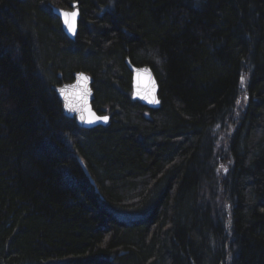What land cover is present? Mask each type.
Here are the masks:
<instances>
[{
    "label": "trees",
    "instance_id": "obj_1",
    "mask_svg": "<svg viewBox=\"0 0 264 264\" xmlns=\"http://www.w3.org/2000/svg\"><path fill=\"white\" fill-rule=\"evenodd\" d=\"M0 264H264V0H0Z\"/></svg>",
    "mask_w": 264,
    "mask_h": 264
},
{
    "label": "water",
    "instance_id": "obj_2",
    "mask_svg": "<svg viewBox=\"0 0 264 264\" xmlns=\"http://www.w3.org/2000/svg\"><path fill=\"white\" fill-rule=\"evenodd\" d=\"M52 12L61 21L64 33L74 39L77 33L78 20L80 17L78 3L73 2L70 9L52 7ZM76 12L73 18L70 15L65 18L62 13ZM67 19V23L65 20ZM126 64L131 72L132 99L139 101L142 105L156 109L159 107L157 80L149 66H134L126 59ZM60 77V74L58 75ZM93 78L85 72H74L72 80L62 82L53 87L62 101L63 110L68 116L76 117L82 128L90 129L97 126H105L109 121L108 115H99L92 107L94 94L92 90ZM81 116L84 117L81 120ZM107 117V120L103 118ZM88 121H92L89 123Z\"/></svg>",
    "mask_w": 264,
    "mask_h": 264
},
{
    "label": "snow or ice",
    "instance_id": "obj_3",
    "mask_svg": "<svg viewBox=\"0 0 264 264\" xmlns=\"http://www.w3.org/2000/svg\"><path fill=\"white\" fill-rule=\"evenodd\" d=\"M62 15L65 16V18H67L69 15L74 18L76 16V12H72V13H62ZM65 22L67 23V19L65 20ZM80 118H81V120L84 119L83 116H81ZM103 119L104 120H107V117H104ZM88 122L91 123L92 121H88Z\"/></svg>",
    "mask_w": 264,
    "mask_h": 264
},
{
    "label": "bare ground",
    "instance_id": "obj_4",
    "mask_svg": "<svg viewBox=\"0 0 264 264\" xmlns=\"http://www.w3.org/2000/svg\"><path fill=\"white\" fill-rule=\"evenodd\" d=\"M61 83H62V82H60V83H58V84H56V85H60ZM56 85H54V86H56ZM54 86H53V87H54Z\"/></svg>",
    "mask_w": 264,
    "mask_h": 264
}]
</instances>
